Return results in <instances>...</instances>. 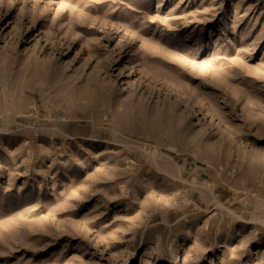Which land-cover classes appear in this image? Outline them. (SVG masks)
Listing matches in <instances>:
<instances>
[{
    "label": "rangeland",
    "instance_id": "1",
    "mask_svg": "<svg viewBox=\"0 0 264 264\" xmlns=\"http://www.w3.org/2000/svg\"><path fill=\"white\" fill-rule=\"evenodd\" d=\"M0 264H264V0H0Z\"/></svg>",
    "mask_w": 264,
    "mask_h": 264
}]
</instances>
